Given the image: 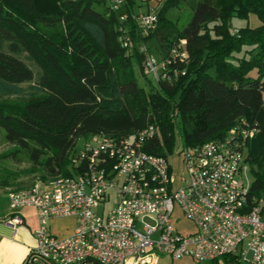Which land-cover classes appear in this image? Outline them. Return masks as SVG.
Segmentation results:
<instances>
[{
    "label": "trees",
    "instance_id": "trees-1",
    "mask_svg": "<svg viewBox=\"0 0 264 264\" xmlns=\"http://www.w3.org/2000/svg\"><path fill=\"white\" fill-rule=\"evenodd\" d=\"M125 1L123 12L131 15V2ZM180 2L166 0L145 38L129 19L132 46L124 49L117 32L126 24L119 20L123 13L110 7L99 13L91 0H0V132L13 147L0 158L23 152L32 171L53 179L69 175L79 139H126L153 125L159 134L145 150L167 157L175 124L182 147H198L222 140L245 119L258 128L246 142L250 196L264 208V0H198L178 31L164 13ZM250 15L260 23L257 28L249 27ZM233 19L244 26L232 28ZM150 41L160 59L185 41L188 59L173 66L183 75L145 91L135 81L133 65L145 76V57L137 46ZM23 52L41 70L27 89L21 85L34 75L18 59ZM219 261L239 264L231 256L212 264Z\"/></svg>",
    "mask_w": 264,
    "mask_h": 264
},
{
    "label": "built area",
    "instance_id": "built-area-1",
    "mask_svg": "<svg viewBox=\"0 0 264 264\" xmlns=\"http://www.w3.org/2000/svg\"><path fill=\"white\" fill-rule=\"evenodd\" d=\"M125 6V0H117L110 8L119 12ZM129 19L140 38L158 22L156 14L119 17L121 23ZM124 25L117 29L118 42L128 49L132 41ZM185 45L180 41L165 59L156 60L140 43L144 74L156 82L183 75L173 66L187 63ZM257 133L255 124L240 119L218 142L182 147L178 155L184 174L178 184L168 157L145 150L159 134L153 125L126 139H84L69 157L68 176L8 194L12 211L33 208L39 221L35 247L23 264H153L158 255L189 257L195 263L231 256L238 263L264 264V210L262 200L250 196L247 177L246 142ZM175 206L193 232L175 230ZM68 216L76 219L74 233L58 239L48 221ZM6 223L15 230L23 221L13 213Z\"/></svg>",
    "mask_w": 264,
    "mask_h": 264
},
{
    "label": "rangeland",
    "instance_id": "rangeland-1",
    "mask_svg": "<svg viewBox=\"0 0 264 264\" xmlns=\"http://www.w3.org/2000/svg\"><path fill=\"white\" fill-rule=\"evenodd\" d=\"M93 3V8L99 13H103L105 11V7H113L117 0H91ZM131 2V10L132 14L137 17L139 15H147V14H159L162 12V8L166 0H128ZM198 0H181L178 7L169 8L164 13V18L174 24L178 31L182 30L187 23L189 22L193 10L197 4ZM118 13H124L123 9ZM251 16V20H249L250 25L257 21V18L253 15ZM259 23V22H258ZM129 28L127 23L124 25ZM244 26V22L239 21L237 19L232 20V28L242 27ZM144 44V43H143ZM139 45V44H138ZM148 49L149 53L153 56L154 59L157 60V56L154 52L153 43L150 41L147 44H144ZM25 66L33 72L34 78L31 83L22 84L21 87L27 89L29 86L36 84L41 76V70L38 65L32 60L30 55L23 52L18 56ZM144 64V62H143ZM134 77L138 86L143 88L145 91H148L151 87L156 86V81L154 77L148 73H145V76H142L137 66L133 65ZM252 77H255V73L251 74ZM84 139H79L76 142L75 151L79 150L82 146ZM182 148L180 134L177 124L174 127V145L170 153L167 154L169 164L172 170V177L176 181L175 184H178L180 177L184 174V167L181 162V158H179V152ZM13 151L12 145L7 143L4 137V131L0 132V157L3 154L9 153ZM33 167L30 163L27 155L23 152L16 153L15 157H9L6 159L0 158V191L4 189H9L11 191H20L31 187L33 184L37 182H47L50 179L48 175H46L42 171H32ZM41 176H44L45 179L42 180ZM247 177L252 183L253 175L252 170L249 167L247 171ZM261 211L264 208L260 209ZM262 219H264V215H262ZM172 225L175 230L181 235H187L194 231V226L188 222L180 209L175 206L174 213L172 216ZM153 264H212V262H202L195 263L189 257H184L179 260H171L166 255H158ZM216 264V263H215ZM218 264H225L223 261H219ZM239 264H247V263H239Z\"/></svg>",
    "mask_w": 264,
    "mask_h": 264
},
{
    "label": "crops",
    "instance_id": "crops-1",
    "mask_svg": "<svg viewBox=\"0 0 264 264\" xmlns=\"http://www.w3.org/2000/svg\"><path fill=\"white\" fill-rule=\"evenodd\" d=\"M249 20L251 16L248 25L252 29L260 25L257 21L250 25ZM10 192L9 189L0 191V264H23L35 247V231L38 229L39 221L33 208L26 207L12 211L8 197ZM13 213L20 216L23 221L15 230L6 223ZM48 228L56 238H67L74 233L76 219L73 216L54 218L48 221ZM32 264L41 263L35 261Z\"/></svg>",
    "mask_w": 264,
    "mask_h": 264
}]
</instances>
